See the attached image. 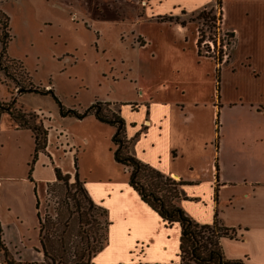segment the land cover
<instances>
[{
	"label": "crops",
	"instance_id": "1",
	"mask_svg": "<svg viewBox=\"0 0 264 264\" xmlns=\"http://www.w3.org/2000/svg\"><path fill=\"white\" fill-rule=\"evenodd\" d=\"M47 2L65 9L72 21L81 18L84 24L94 18L112 21L107 13L116 4V0H95L99 2L96 4L98 13L91 11L90 0ZM129 2L137 9L145 5L150 15L154 9H161L159 16H186L208 7L221 9L222 30L234 41L230 58L221 68L213 59L205 57L214 63L216 84H219V90L217 87L215 90L219 105H214V109L206 108L211 111L206 121L200 114L206 104L199 103L197 98L191 103L192 94L177 82L168 89L166 98L142 93L143 101L129 110V116L134 110L137 113L131 119H126L124 114L129 107L119 105L127 124V136L134 139L136 158L183 182L184 198L178 203L182 210L200 225H211L217 215L222 224L237 231L236 239L221 241L225 258L245 264H264V0ZM185 28H179L180 33H186ZM197 42L195 38L196 47ZM144 46L146 42L141 44ZM225 67L229 68L230 76L223 75ZM226 75L233 82L231 94L220 86L221 77L224 80ZM36 114L49 134L46 151L39 154L31 175L22 164H28L33 157L32 132L17 129L6 114L0 120V228L2 242L10 254L15 255L14 261L18 264H42L44 260L38 220L41 207L37 209L36 193L41 204L47 195V185L56 181L55 168L75 175L74 150L64 145V127L60 123L52 128L57 120L42 112ZM219 118L221 127L216 124ZM209 123L216 129L215 140L212 136H202ZM220 128L222 134H226L222 140ZM213 141L215 149L210 151L208 145ZM84 146H89L88 140H84ZM13 151L21 155L13 157ZM19 160L22 169L16 173L14 167ZM65 161H71V167L69 164L65 167ZM125 171L128 174L127 169ZM98 185L85 184V187L92 200L107 211L110 225L108 243L95 255L92 264H180V227L164 226L160 217L130 187L129 174L124 183L107 179ZM32 229L34 235L30 233ZM20 249L30 253L29 256L36 253L38 258L35 262L24 260ZM0 264H5L1 252Z\"/></svg>",
	"mask_w": 264,
	"mask_h": 264
},
{
	"label": "rangeland",
	"instance_id": "2",
	"mask_svg": "<svg viewBox=\"0 0 264 264\" xmlns=\"http://www.w3.org/2000/svg\"><path fill=\"white\" fill-rule=\"evenodd\" d=\"M47 1L0 0L3 11L10 17L12 36L7 60L3 64L11 77H6L0 71V103L8 106L14 104L11 107L22 108L27 113L42 112L57 120L52 128L61 123L66 134L64 145L74 150V162L77 163L79 177L85 184L93 187L107 179L122 183L128 179L123 166L117 165L113 160L111 138L114 129L100 124L94 118L78 120L62 116L60 107L50 95L22 94L20 88H29L32 84L40 89H53L65 110L79 113L96 101L117 103L112 108L115 105L120 108L119 104L128 106L124 110L126 119L137 115L135 110L134 113L130 112L131 116L128 113L135 104L143 101L142 93L166 98L168 89L174 87L176 82L186 87L189 95L192 94L191 103L197 98L199 103L206 104L207 107L203 105L201 108L204 111L200 113L205 121L211 115V111L207 109H214V105H219L215 94L216 68L205 57L213 59L216 65L217 59L221 58L218 68L230 58L234 40L222 30L220 8L208 7L201 12L178 15L179 17L159 16L161 9H154L150 15L145 5L137 9L129 0H116V4L107 13L112 21H96L94 18L91 23L84 24L81 18L76 17L72 21L65 9H58V6ZM96 4L95 0H90L91 11H100L97 6L99 2ZM182 23L186 27L184 34L179 31L183 27ZM219 37L221 44L227 43L228 46L229 42L230 45L227 51L221 48L220 51L211 53L206 42L213 41L217 44ZM195 38L201 39V55L194 43ZM143 42H146V46L141 47ZM222 72L223 75L230 76L229 68H223ZM227 76L224 80L221 77L220 86L231 94L233 82ZM38 117L40 119L39 115ZM217 123L222 126L220 118L218 122L216 120ZM206 126L202 136H212L215 140V127L210 123ZM188 135L193 137L192 133ZM225 135L220 128V140ZM84 140L89 141L87 148ZM11 143L13 146L14 143ZM29 147L33 151L32 144ZM198 147L202 149L203 146L199 144ZM208 149H215L214 141L208 145ZM13 154V157L21 155L19 151H13ZM32 159L33 157L28 164H22L28 175L34 168L30 166ZM63 164L65 167L67 164L69 167L72 165L71 161ZM14 168L16 173L22 169L20 160ZM71 182L74 183L73 176ZM68 200L71 202L62 188L51 191L40 204L42 217L50 214L52 218H56L60 214L68 218ZM99 221L102 227L99 234L104 237L105 217H100ZM33 232L32 229L30 233ZM70 232L69 246L74 248L80 242L79 226L75 219L70 220ZM20 251L24 260L34 261L38 258L36 253L29 256L30 253ZM8 252L10 254L9 250ZM10 255L14 260L15 255Z\"/></svg>",
	"mask_w": 264,
	"mask_h": 264
},
{
	"label": "trees",
	"instance_id": "3",
	"mask_svg": "<svg viewBox=\"0 0 264 264\" xmlns=\"http://www.w3.org/2000/svg\"><path fill=\"white\" fill-rule=\"evenodd\" d=\"M218 5L220 6V1H218ZM182 24L185 27V24ZM10 31V17L3 11L0 2V71H3L6 77H11L8 69L3 66L7 60V50L12 40ZM228 37L232 38L230 34ZM201 43L199 38L197 42L199 55H201ZM221 62V58L217 59V64ZM217 74H219V70ZM217 90H219V84L217 85ZM19 91L22 94L50 95L60 107L62 116L75 117L78 120L94 116L98 122L114 129V134L111 138L113 159L118 165L127 169L130 187L160 217L166 228H172L175 225L180 227L178 254L180 264H245L243 261L227 260L222 249L221 241L223 239L237 238L235 229L227 228L218 219L217 215L211 225L198 224L178 204L184 198L182 191L183 182L164 175L136 158L133 153L134 139L128 138L127 124L121 116V109L117 105L112 108L114 106L112 104L96 101L84 112L79 113L74 110H65L53 89H40L31 84L29 88L22 87ZM11 106L0 103V120L2 115L6 114L14 122L17 129H26L32 132L35 149L30 166L33 168L39 154L44 153L48 146V129L45 128L37 114L27 113L22 108L17 109ZM74 168L73 184L71 175L64 174L61 169L55 168L56 181L47 185V195L57 188H62L66 191L67 199H70L71 202L69 200L66 202L68 218L60 214L56 218H52L50 214L42 217L41 213H38L39 237L44 257L43 264H92L95 255L108 243L110 222L107 211L97 205L90 197L85 183L79 177L76 162L74 163ZM32 172L33 170L30 175ZM36 197L37 209L39 210L40 201L37 193ZM71 204L72 206H70ZM103 216L105 217L106 226V235L104 237L99 234L102 229L99 218ZM71 219H75L79 226L80 242L74 248L69 246ZM90 234H93V236H89ZM0 252L4 256L5 264H15L8 249L2 242L1 228Z\"/></svg>",
	"mask_w": 264,
	"mask_h": 264
},
{
	"label": "built area",
	"instance_id": "4",
	"mask_svg": "<svg viewBox=\"0 0 264 264\" xmlns=\"http://www.w3.org/2000/svg\"><path fill=\"white\" fill-rule=\"evenodd\" d=\"M219 40L217 41V44L216 43H214L213 41H210V42H206L207 43V45H209L210 46V48H211V53L213 52V53H215L216 52V50H221V48L223 49V51H227V49H228V46L230 45L229 44V42H228V46H227V43H225V44H221L222 42H221V38L219 37L218 38ZM225 42V41H224ZM219 59V58H218Z\"/></svg>",
	"mask_w": 264,
	"mask_h": 264
}]
</instances>
